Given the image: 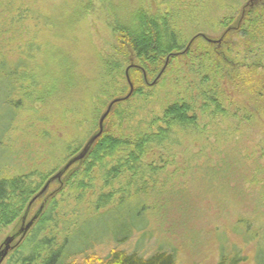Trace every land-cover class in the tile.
<instances>
[{
  "label": "rangeland",
  "instance_id": "1",
  "mask_svg": "<svg viewBox=\"0 0 264 264\" xmlns=\"http://www.w3.org/2000/svg\"><path fill=\"white\" fill-rule=\"evenodd\" d=\"M24 1L28 3L29 0ZM134 1L138 2L127 0L128 10ZM143 1L152 7L164 4L163 0ZM45 3L41 7L44 12ZM200 6L203 17L198 24L188 29L190 33L200 32L190 39L184 54L172 62L166 58L157 65L145 63L147 68L136 60L123 63L125 79L117 85L121 92L113 99L109 95H101L105 89L99 91L102 80L99 74L103 70L99 52L106 60H110L109 56L115 54L112 47L116 45L117 34L101 27L98 16L93 15L84 23V27L88 26L86 30L81 27L75 29L73 35L76 42L79 41L77 45L39 50L41 56L42 53L52 54L53 61H58V57L65 62L67 60V67L74 68L73 74L77 75L76 85L79 87L64 88L51 98L49 95L44 96L42 90L48 85L53 86L50 82H43L40 76L56 68L46 65L40 58L41 61H37L32 69L36 74L35 84L40 82V86L30 90L28 82H24L26 95L9 99L15 110L8 106L5 95L0 94V178L24 175L41 184L37 176L42 174L47 178L36 195L40 193L46 183L99 133L101 118L115 100L121 101L112 107L105 119L102 135L122 136L134 141L140 130L148 127L154 117L161 115L164 107L178 98H185L201 116L199 109L204 102L209 97H215L226 111L227 120L238 131L239 138L233 141L234 145L244 153L254 150L256 157L260 156L259 146L264 145V93L259 97L257 85L264 75V35L260 36L258 45L248 49L246 39L241 36L242 29L240 32L238 29L251 11L256 13L263 10L260 13L264 14V0H205ZM229 18L235 20L230 28L221 27L220 22ZM87 37L96 47L98 55L89 46ZM8 39L10 36L3 39L5 43L2 49L6 53L16 49V44L8 42ZM25 39H31V35ZM37 42L41 43L42 38L34 43ZM33 53L35 57L38 56V50H33ZM18 56L13 52L12 60ZM135 69L142 72L140 84L134 80ZM67 71L70 72V69ZM92 93L103 97L106 107H102L101 103L96 104ZM124 110L135 114L131 121H120L117 117V113ZM150 160L151 156L147 157L146 161ZM164 160L167 161V176L160 180V185L165 187H160L157 194L162 196L159 202L165 204L156 205V198L148 200V224L145 227L134 228L125 243H117L111 238H98L87 253L105 256L116 248L149 256L156 251H167L176 256L178 264H218L220 248L225 245L241 251L242 257L246 259L240 264H257L258 238L246 243L235 227L239 226V220L252 218V213L264 212V177L258 176V181L246 188L247 195L252 198L244 204L245 201L238 198L240 193L222 184L219 174L215 175L218 177H212L208 172H202L199 177L186 178L183 172H175L177 167L184 166L183 159H168L164 156ZM83 163L84 160L75 164L33 204L26 224L34 218L36 223L27 235L14 241L3 264H11L21 245L32 235L41 220L37 217L41 207L44 208L43 212H47L53 206V219L67 222L74 219L77 209L91 211V195L87 194L80 205L75 199L69 200L67 197L69 190L66 183ZM250 165L249 178L256 174L253 162ZM95 189L100 193L101 184L96 182ZM34 197L24 206L16 221L7 227L0 226V247L7 238L19 232L25 212ZM63 200H66L65 203ZM62 211L68 214L63 216ZM52 224L53 220L45 224L40 236L58 235L61 225L51 230ZM109 228L112 229L111 226ZM90 230L83 229L80 233L84 231L87 236L90 233L93 235V232L89 233Z\"/></svg>",
  "mask_w": 264,
  "mask_h": 264
},
{
  "label": "trees",
  "instance_id": "2",
  "mask_svg": "<svg viewBox=\"0 0 264 264\" xmlns=\"http://www.w3.org/2000/svg\"><path fill=\"white\" fill-rule=\"evenodd\" d=\"M163 1L164 4L157 7L144 4L143 0L134 1L133 8L128 10L127 0H29L28 3L23 0H0V94L5 95L8 106L15 110L9 99L26 95L24 82H28L30 90L40 86V82L35 84L36 74L32 71L36 62L41 61L40 58L46 65L56 68L40 76L43 82H50L53 86L48 85L42 90L44 96L51 98L64 88L79 87L76 85L77 75L73 74L74 68L67 67V60L65 62L58 57V61H53L52 54L42 53L41 56L39 50L77 45L79 41L76 42L73 35L75 29L81 27L86 30L88 26L84 27V23L96 15L101 27L117 34L116 45L112 47L115 54L109 56L110 60L101 56L99 50L103 67L99 74L102 78L99 91L105 89L101 95H109L113 99L121 92L117 85L125 79L123 63L136 60L147 68L145 63L157 65L166 58L172 62L184 54L190 39L200 32L190 33L188 29L203 17L200 4L205 0ZM43 3L45 12L41 8ZM262 11L248 13L238 29V32L242 29L241 36L246 39L248 49L258 45L260 36L264 35ZM123 13L125 16H122ZM234 21L232 18L226 19L220 22V26L230 28ZM29 34L31 39H25ZM8 36V42L16 44V49L6 53L2 46L5 43L3 39ZM40 37L42 42L35 44ZM87 40L92 48L91 40L88 37ZM33 50H38L37 57L33 55ZM93 51L98 55L95 46ZM13 52L19 55L16 60H12ZM133 71L136 84H140L142 72ZM257 88L261 97L264 93V75ZM91 96L96 104L101 103L102 107H106L103 97L95 93ZM199 111L201 116L185 98H178L164 107L161 115L154 117L148 127L140 130L134 141L122 136L102 135L83 159L82 167L66 183L68 199H75L78 205L87 194L91 195V211L76 208L74 219L69 222L54 220L53 206L47 212L42 211L38 226L21 245L11 264H178L176 256L167 251L143 256L115 248L99 257L87 252L98 238L125 243L134 228L145 227L148 224V200L156 198V205L165 204L159 202L162 196L157 194L161 187L160 180L167 176L164 156L183 159L184 166L175 170L183 172V177L196 178L202 172H208L212 177L219 174L222 184L240 193L238 198H242L244 204L252 198L247 195L246 188L254 185L258 176L264 177V145L259 146L261 154L257 157L254 150L244 153L235 146L233 141L239 138L238 131L227 120V113L217 98L209 97ZM134 116V113L126 110L117 113L120 121H131ZM149 156L151 160L146 161ZM251 162L256 174L249 178ZM46 178L38 174L37 181H41V184L24 175L0 178V226L7 227L20 217L24 206L36 196ZM225 180L227 182L223 183ZM96 182L102 186L100 193L96 192ZM62 214L66 216L68 213L62 211ZM251 216L239 220V226L235 229H239L246 243L258 238L257 264H264V212L252 213ZM52 220V228H48L55 230L61 225L58 235L40 236L45 224ZM83 229H91L89 233L93 232V235L90 233L87 236L84 231L80 233ZM219 256L218 264H240L246 259L239 249L225 245L221 246Z\"/></svg>",
  "mask_w": 264,
  "mask_h": 264
},
{
  "label": "water",
  "instance_id": "3",
  "mask_svg": "<svg viewBox=\"0 0 264 264\" xmlns=\"http://www.w3.org/2000/svg\"><path fill=\"white\" fill-rule=\"evenodd\" d=\"M121 100H115L108 108L107 112L103 115V117L101 118L100 121V131L99 133L94 136L85 146V148L82 150V152L80 154H78L76 157H74L61 171H59V173H57L56 175H54L44 186V188L41 190V192L39 194H37L33 200L30 202L26 213L23 217V226L22 228L19 230V232H17L14 236L7 238L3 245L0 247V264H3L5 259L7 258V256L9 255L10 251L12 250V244L14 243V241H16L18 238H22L25 235H27V233L30 231V229L33 227L36 218L32 219L28 224H26V219L28 217V214L30 213V208L31 206L42 197V195L47 191V189L49 188V186L54 183L57 180H60L64 174L70 169V167H72L75 163L83 160L87 154L89 153L90 149L92 148V146L94 145V143L102 136L103 134V123L105 121V119L108 117V115L110 114V111L112 109V107L116 104L119 103ZM43 211V207H41L40 211L37 214V217L40 216V214Z\"/></svg>",
  "mask_w": 264,
  "mask_h": 264
},
{
  "label": "flooded vegetation",
  "instance_id": "4",
  "mask_svg": "<svg viewBox=\"0 0 264 264\" xmlns=\"http://www.w3.org/2000/svg\"><path fill=\"white\" fill-rule=\"evenodd\" d=\"M33 206V205H32ZM31 206V207H32ZM31 210V209H30ZM29 215H30V213L28 214V217H27V219H26V222H27V220H28V218H29ZM22 226H23V221H22ZM22 228V227H21Z\"/></svg>",
  "mask_w": 264,
  "mask_h": 264
}]
</instances>
